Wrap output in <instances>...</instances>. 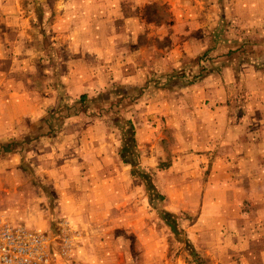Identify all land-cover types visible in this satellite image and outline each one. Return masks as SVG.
<instances>
[{
  "label": "rangeland",
  "instance_id": "374dc122",
  "mask_svg": "<svg viewBox=\"0 0 264 264\" xmlns=\"http://www.w3.org/2000/svg\"><path fill=\"white\" fill-rule=\"evenodd\" d=\"M58 1L21 0V16L30 25L25 45L37 53L28 55L24 48L18 58L24 65L27 59L33 62L36 73L28 74L29 86L50 95L54 106L25 137L0 136V218L42 237L46 264H208L187 232L204 208L211 171L203 136H195L201 134L202 121L195 120V106L187 103L189 96L201 94L189 85L213 76L223 85L230 80L244 87L249 74L237 72L234 80L221 69L227 58L233 64L240 59L246 65L264 64V56L255 58L257 47L264 46V0H152L143 7L145 21L163 22L167 31L173 18L179 24L172 32L181 43L187 24L180 21L191 17L188 11L195 4L201 6L197 14L207 23L209 37L205 55H180L173 73H152L136 83L114 81L105 61L104 87L84 89L76 97L57 81L68 69L70 54L66 47H53L65 27L58 16L64 11L74 24L77 17H92L93 10L61 9ZM49 35L50 48L44 39ZM250 37L262 38L252 49L255 55L245 49ZM85 59L89 68L96 64ZM95 75L88 74L93 83L99 81ZM224 86L237 127L243 111L235 99L243 98L245 90ZM251 124L241 122L248 133L241 139L245 146L260 145ZM234 155L243 154L228 153V161L235 162ZM71 163L77 164L76 173ZM180 194L190 199L181 200ZM237 203L242 216L249 214V202Z\"/></svg>",
  "mask_w": 264,
  "mask_h": 264
},
{
  "label": "crops",
  "instance_id": "0c3cea01",
  "mask_svg": "<svg viewBox=\"0 0 264 264\" xmlns=\"http://www.w3.org/2000/svg\"><path fill=\"white\" fill-rule=\"evenodd\" d=\"M151 1L59 0L55 2L61 9L79 7L83 10L90 7L93 10L92 17L86 19L77 17L74 24L67 15L63 14L64 11L59 12L58 20L60 25L65 26L63 30L66 31L57 33L58 46H53L54 43L49 44L53 40L51 35L48 38L44 37L45 41L47 39V47L50 48V45L57 47L58 51L61 50L60 47H66L70 52L66 60L68 69L63 75L62 73L58 75L59 85H63L67 93L74 97L81 94L84 89L98 91L105 85L101 82L100 74L107 71L106 66L109 67L110 72H114V81L116 79L124 83H136L135 81L142 79L145 81L152 73H173L180 55L195 58L205 51L209 37L205 27L207 23L202 22L197 14L201 6L197 7L195 4L188 11L191 17L180 21L187 24V34L181 43L177 34L175 36L172 32L179 24L173 18L167 25L169 32L165 31L163 22L145 21L142 16L143 7ZM70 25L73 28L68 29ZM29 26V18L21 16V0H0V136L2 138L25 137L29 132L34 131L33 125L37 121L43 118L45 121V115L54 106L50 95L39 93L34 84L29 86V75L36 73L33 62L27 59V65H24L25 61L18 58L24 48L27 49L28 55L35 56L37 53L32 45H25L31 39L27 33ZM167 40L169 43L166 48L163 42ZM259 41H262V38H248L245 49H255ZM62 43L67 45L62 46ZM228 49L227 47L226 50ZM227 53L230 54L231 51ZM251 53L255 55L254 50ZM256 53L260 55L255 57L259 60L264 56V46L257 47ZM87 57L94 60L97 65L91 63V68L87 67L89 61L85 59ZM105 61H107L106 66ZM232 61L227 58L225 60L227 64L221 69L227 77L237 72L249 74L243 83L244 87L240 82L230 80L224 82V85L228 86L232 83L234 88L245 90L246 95L243 98L235 99L237 104L240 103L243 111L237 127L231 123L235 118L228 106L229 87H225L221 80L220 82L213 80V76L189 85L195 86L194 91L201 94L189 96L187 103L195 106L196 115L199 117L195 120L202 121L201 134L197 133L195 136H203L205 150L209 153L207 157L211 160L206 162V165L211 167V171L207 181V192L204 193V201H206L204 208L197 216V222L188 227L187 232L195 251L205 260L208 259V264H264V80L260 79L264 77V64L246 65L241 59L233 64ZM54 63L58 66L56 61ZM83 73L87 76L89 73H94L96 74L94 79L99 81L95 80L96 84H94L90 81L91 78L84 77ZM233 77L235 80L236 75ZM236 84H239V87ZM40 88L45 89V86L42 85ZM83 95L85 94L80 97ZM245 121L255 123V128L250 129L260 134L261 140L258 141L260 145H244L241 138L248 133L245 132L241 122ZM29 123L31 126L27 130L25 124ZM228 153L243 155H234L236 160L233 162L228 161ZM69 168L74 173L78 170L75 163H71ZM214 194L218 195L215 200ZM185 197L190 199V196L184 194H180L179 199L183 200ZM238 201L249 202L250 207L246 211L249 214L242 216ZM202 217H204L203 223L200 222ZM213 222L217 224L223 222L225 226H217ZM255 224L259 225L256 227ZM178 261L176 260L175 264Z\"/></svg>",
  "mask_w": 264,
  "mask_h": 264
},
{
  "label": "built area",
  "instance_id": "2783aa9c",
  "mask_svg": "<svg viewBox=\"0 0 264 264\" xmlns=\"http://www.w3.org/2000/svg\"><path fill=\"white\" fill-rule=\"evenodd\" d=\"M43 238L0 218V264H46Z\"/></svg>",
  "mask_w": 264,
  "mask_h": 264
}]
</instances>
